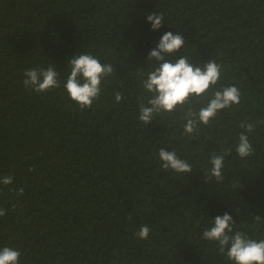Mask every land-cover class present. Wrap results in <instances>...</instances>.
Listing matches in <instances>:
<instances>
[{
  "label": "trees",
  "instance_id": "1",
  "mask_svg": "<svg viewBox=\"0 0 264 264\" xmlns=\"http://www.w3.org/2000/svg\"><path fill=\"white\" fill-rule=\"evenodd\" d=\"M151 13L163 15L159 29ZM167 31L186 41L168 59H215L219 84L241 93L198 134L184 133L179 109L138 119L137 98L151 95L138 72L146 78L156 65L147 56ZM81 53L114 67L85 110L63 86L67 61ZM49 64L59 88L24 87L25 69ZM259 120L264 0H0V178L13 177L0 184V247L18 248L20 264H233L201 237L228 212L235 230L264 239V125L248 134L254 154L236 152L241 122ZM160 148L193 171L163 169ZM213 153L224 155V179L205 183ZM143 225L147 239L135 235Z\"/></svg>",
  "mask_w": 264,
  "mask_h": 264
},
{
  "label": "clouds",
  "instance_id": "2",
  "mask_svg": "<svg viewBox=\"0 0 264 264\" xmlns=\"http://www.w3.org/2000/svg\"><path fill=\"white\" fill-rule=\"evenodd\" d=\"M153 30L162 26L164 17L162 14L151 13L147 16ZM186 44L182 34L165 32L158 44L147 56V62L155 61L156 65L145 73L141 70L138 77L147 97L142 94L138 99V119L148 125L157 114L167 112L175 113L177 109L183 111L181 119L186 121L184 133L192 135L199 133L201 124L208 125L217 114L232 105L240 103L241 93L235 85L223 86L221 80L222 65L215 59L200 64H194L188 56H180L175 61L168 59L174 53L179 52ZM70 74L64 82V88L70 99L75 101L81 110L91 108L93 103L100 98L102 82L114 72L112 64H102L100 60L90 53L74 55L68 61ZM23 85L34 93H44L61 86L59 73L51 64L47 68L33 67L25 69ZM123 95L116 92L115 100L120 102ZM196 103H202L198 110ZM257 124L264 125V120L255 122H241L240 127L245 132L240 133L236 152L241 159L254 154L248 134L254 132ZM230 153V150H229ZM159 158L162 168L171 169L176 173H191L192 164L181 159L175 150L159 149ZM211 169L204 173L205 183L214 177L216 181H222L224 176V155L215 154L210 157ZM29 171H35L34 167ZM13 177L6 175L0 178V184L9 185ZM17 196L24 194V189L15 190ZM5 209L0 208V217L5 215ZM261 216L256 215L254 220L260 224ZM236 221L232 215L225 212L217 215L212 220V226L205 228L202 239L217 242L218 251L226 255L233 264H264V239L257 240L244 231L235 230ZM151 229L147 225L141 226L136 236L139 239H147ZM21 251L16 247H0V264H20Z\"/></svg>",
  "mask_w": 264,
  "mask_h": 264
}]
</instances>
